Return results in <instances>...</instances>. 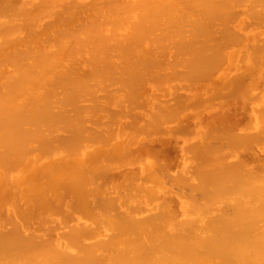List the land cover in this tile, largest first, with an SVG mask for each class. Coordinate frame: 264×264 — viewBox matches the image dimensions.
Returning a JSON list of instances; mask_svg holds the SVG:
<instances>
[{
    "label": "bare ground",
    "instance_id": "obj_1",
    "mask_svg": "<svg viewBox=\"0 0 264 264\" xmlns=\"http://www.w3.org/2000/svg\"><path fill=\"white\" fill-rule=\"evenodd\" d=\"M0 264H264V0H0Z\"/></svg>",
    "mask_w": 264,
    "mask_h": 264
}]
</instances>
